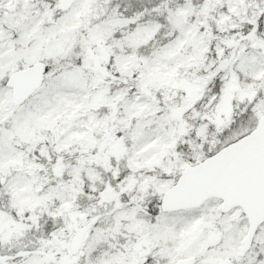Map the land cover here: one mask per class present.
Masks as SVG:
<instances>
[{
  "label": "snow or ice",
  "instance_id": "snow-or-ice-1",
  "mask_svg": "<svg viewBox=\"0 0 264 264\" xmlns=\"http://www.w3.org/2000/svg\"><path fill=\"white\" fill-rule=\"evenodd\" d=\"M0 264H264V0H0Z\"/></svg>",
  "mask_w": 264,
  "mask_h": 264
}]
</instances>
